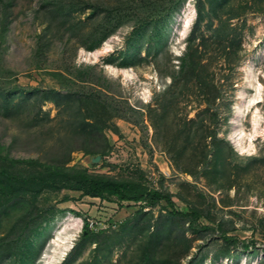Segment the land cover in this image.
<instances>
[{
	"label": "rangeland",
	"instance_id": "374dc122",
	"mask_svg": "<svg viewBox=\"0 0 264 264\" xmlns=\"http://www.w3.org/2000/svg\"><path fill=\"white\" fill-rule=\"evenodd\" d=\"M0 155L144 182L212 227L158 206L147 245L138 205L0 161V264H264V0H0Z\"/></svg>",
	"mask_w": 264,
	"mask_h": 264
},
{
	"label": "trees",
	"instance_id": "16d2710c",
	"mask_svg": "<svg viewBox=\"0 0 264 264\" xmlns=\"http://www.w3.org/2000/svg\"><path fill=\"white\" fill-rule=\"evenodd\" d=\"M204 1L210 4L213 0ZM202 17L201 11L197 10V19L195 23L199 22ZM195 39L196 36H194V34L190 36L185 53L188 58V73L198 76V74L203 71V65L201 64L200 60L203 55L197 47H194ZM181 67L184 69V65ZM84 124L88 125V123H83V125ZM0 161H6L11 164L37 166L40 168L43 174L49 178H59L61 181L65 179L67 182V185L65 186L66 190L72 192H81L86 196L107 200L109 202H115L118 205H138V211H136V213L130 219L126 220L124 225L126 228L128 221H144V226L146 229L152 228L151 233H149L147 245H151L150 243H158L156 240L162 239L163 230H165L164 227H166L167 224H170L169 219L178 217L185 219L188 218V228L192 231L208 230L212 228L210 226H204L198 223L201 215L197 210L190 209L184 212L180 211L176 207L169 193L164 192L163 190L150 188L144 182L116 181L101 174H92L88 173L87 171H79L75 168L46 164L36 159L19 160L0 155ZM159 178L162 180L163 175H159ZM1 183L2 182L0 180V190H6L10 187L9 184L2 186ZM24 205H26V202L23 199L18 198L12 201L11 207L13 210H19V208H23ZM158 206L163 207L169 219L167 218L165 220L163 218H158L152 225H150L149 215L151 214L152 209L157 208ZM97 226V224L90 225L89 222L84 223L80 235V239L83 243L91 240L93 241L96 236L103 233V231L98 230ZM216 228L217 229L215 230L218 231L220 239H222L224 242H239L236 237L229 236L223 232L220 226H217ZM253 245V241L249 243L242 242V248L244 250L250 248ZM98 249L99 246H97L96 251ZM188 249L189 246H187V250ZM143 264H146V262H143Z\"/></svg>",
	"mask_w": 264,
	"mask_h": 264
},
{
	"label": "bare ground",
	"instance_id": "6f19581e",
	"mask_svg": "<svg viewBox=\"0 0 264 264\" xmlns=\"http://www.w3.org/2000/svg\"><path fill=\"white\" fill-rule=\"evenodd\" d=\"M103 49H104V48H103ZM103 49H102V50H103ZM71 240H72L71 238H69V239L66 238V239L63 240V242L60 240L61 242L59 243L58 247H59L60 245H62V247H64V248L66 249V245H67V247H68V244H70Z\"/></svg>",
	"mask_w": 264,
	"mask_h": 264
},
{
	"label": "water",
	"instance_id": "95a60500",
	"mask_svg": "<svg viewBox=\"0 0 264 264\" xmlns=\"http://www.w3.org/2000/svg\"><path fill=\"white\" fill-rule=\"evenodd\" d=\"M98 159H99V157H96V158H95V160H98Z\"/></svg>",
	"mask_w": 264,
	"mask_h": 264
}]
</instances>
